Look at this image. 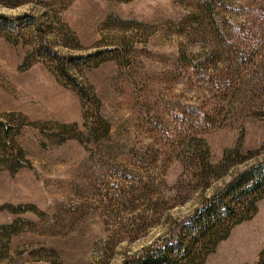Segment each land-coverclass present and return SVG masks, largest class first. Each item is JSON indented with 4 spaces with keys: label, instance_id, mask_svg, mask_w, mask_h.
I'll return each instance as SVG.
<instances>
[{
    "label": "rangeland",
    "instance_id": "374dc122",
    "mask_svg": "<svg viewBox=\"0 0 264 264\" xmlns=\"http://www.w3.org/2000/svg\"><path fill=\"white\" fill-rule=\"evenodd\" d=\"M250 1L0 0L1 15L45 22L63 53L106 52L78 73L112 127L109 136L90 135L79 91L33 54L35 24L20 34L0 31V118L16 113L12 134L29 159L17 173L0 162V225L18 220L20 229L0 240V264H123L172 238L231 180L232 170L208 176L204 189L181 163L198 144L190 141L188 107L205 108L212 98L189 78L217 46L210 27L231 31ZM246 87L236 89L217 126L199 134L216 163L229 149L264 152V82ZM34 206L45 214L13 213ZM263 254L264 198L204 264H264Z\"/></svg>",
    "mask_w": 264,
    "mask_h": 264
},
{
    "label": "trees",
    "instance_id": "16d2710c",
    "mask_svg": "<svg viewBox=\"0 0 264 264\" xmlns=\"http://www.w3.org/2000/svg\"><path fill=\"white\" fill-rule=\"evenodd\" d=\"M217 3L219 7L225 8L222 1ZM247 3V7L242 6L239 12L246 13L244 20L231 31L210 27L219 35L217 46L202 68L196 69L189 80L205 83L212 98L208 101L209 107H188L193 118L190 130L195 132L190 134V141L198 144L192 145L191 156L188 155L190 153H179L182 154L181 163L193 170L195 177L202 180V183L204 180V189L210 188L208 176L222 179L231 170L235 173L230 181L206 197L199 207L177 225L178 232L172 238L165 239L162 244L148 246L139 255L128 256L123 264H204L218 244L229 237L235 226L251 220L258 212V203L264 198V152L243 154L239 148L229 149L216 163L212 160L207 141L199 138V134L217 126L226 104L234 96L237 97V90L247 88L250 80L264 82V0H251ZM199 7L201 13L209 14V9L200 4ZM32 24H35L33 54L47 60L66 83L79 91L85 108V125L90 135L109 136L112 127L101 112L100 101L78 73L81 67L99 60L106 52L63 53L50 39L51 30L47 24L33 14L16 17L0 14V31L20 34L22 27ZM261 112L258 116L264 118V109ZM13 116H17L16 113L8 114L5 119L0 118V162L17 173L28 166L29 159L13 137ZM61 126L78 128L79 123ZM3 208L0 207V211ZM28 208L13 213L21 214L30 210L40 216L45 214L36 211L38 209L35 206ZM18 223L15 220L0 225V240L10 241L13 235L18 234Z\"/></svg>",
    "mask_w": 264,
    "mask_h": 264
}]
</instances>
